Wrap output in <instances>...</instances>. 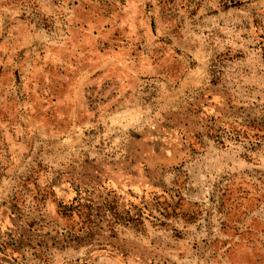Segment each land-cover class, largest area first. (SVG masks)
<instances>
[{
  "label": "rangeland",
  "instance_id": "rangeland-1",
  "mask_svg": "<svg viewBox=\"0 0 264 264\" xmlns=\"http://www.w3.org/2000/svg\"><path fill=\"white\" fill-rule=\"evenodd\" d=\"M259 207L264 0H0V264H264Z\"/></svg>",
  "mask_w": 264,
  "mask_h": 264
},
{
  "label": "crops",
  "instance_id": "crops-1",
  "mask_svg": "<svg viewBox=\"0 0 264 264\" xmlns=\"http://www.w3.org/2000/svg\"><path fill=\"white\" fill-rule=\"evenodd\" d=\"M198 68L203 70L204 75H203L200 83L196 84L194 81V73ZM187 71L183 72L182 77L180 78V83L175 88V90H173V92L170 93L171 102H179L182 99H184L186 96H188L190 93L194 92L195 90H197V89L201 88V86H203L205 79H206V71H205L203 66L196 64L194 67L190 68ZM130 112H132V111H130ZM141 116L144 117L145 113L144 114L142 113ZM246 209H247L246 207H243V211ZM248 210H250V209H248ZM253 213L254 214L252 216H250V217L248 216L249 217L248 221H253V219H254L255 222H258L261 225L264 222V218H263L264 207L262 209H260V207H259L258 210L253 209ZM245 221H247L246 218H245Z\"/></svg>",
  "mask_w": 264,
  "mask_h": 264
},
{
  "label": "bare ground",
  "instance_id": "bare-ground-1",
  "mask_svg": "<svg viewBox=\"0 0 264 264\" xmlns=\"http://www.w3.org/2000/svg\"><path fill=\"white\" fill-rule=\"evenodd\" d=\"M203 70H201L200 68H198L195 73H194V81L196 84L200 83L202 77H203ZM141 116L140 113H133L130 112L129 109L119 113L116 117H118L120 120L122 121H127L128 123L130 122H135L139 119V117Z\"/></svg>",
  "mask_w": 264,
  "mask_h": 264
},
{
  "label": "trees",
  "instance_id": "trees-1",
  "mask_svg": "<svg viewBox=\"0 0 264 264\" xmlns=\"http://www.w3.org/2000/svg\"><path fill=\"white\" fill-rule=\"evenodd\" d=\"M93 25H95V23H90L89 24V26H90V28H93ZM177 50H178V52H179V49L177 48ZM154 62L155 61H152V63H151V65H153L154 64ZM176 64V65H175ZM173 66H175V67H179L178 66V62L177 63H175ZM184 72V71H183ZM183 72L181 73V76L180 77H182V74H183ZM12 97H10V99H11ZM57 91H54V110H55V108H58L60 105L58 104V102H57ZM16 109H13V112L15 111ZM10 115H12V114H10ZM10 115H9V117H10Z\"/></svg>",
  "mask_w": 264,
  "mask_h": 264
}]
</instances>
